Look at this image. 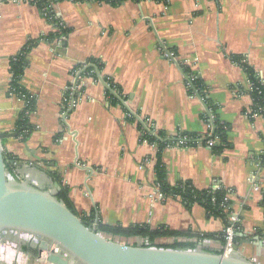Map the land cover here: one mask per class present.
Returning <instances> with one entry per match:
<instances>
[{"label": "crops", "instance_id": "0c3cea01", "mask_svg": "<svg viewBox=\"0 0 264 264\" xmlns=\"http://www.w3.org/2000/svg\"><path fill=\"white\" fill-rule=\"evenodd\" d=\"M53 2L70 33L61 47L41 41L27 56L21 85L36 98L30 117L35 129L26 143L16 138L3 142V151L21 163L15 165L14 179L57 195L55 174L75 213L93 216L96 225L165 228L189 233L197 249L221 251L218 236L225 225L220 219L209 217L198 204L187 207L180 199L159 197L157 146L144 144L139 129L145 124L156 136H206L207 100L217 108L220 122L229 125L228 147L218 153L203 145L165 149L167 181L171 186L190 182L198 191L216 181L230 190L241 226L237 254L264 264V205L261 192L254 191V185L264 191V113L249 118L250 84L232 61L244 58L264 82V0H124L117 6ZM52 31L27 0H0L1 132H12L23 108L7 92L10 59ZM165 51L198 76L205 98L189 93L186 75ZM76 71L84 76L83 98L67 111L61 101ZM100 78L115 86L119 99ZM107 92L119 100L117 105L109 102ZM203 235L214 238L199 241ZM167 241L174 238L155 244ZM0 249L8 248L0 244ZM10 252L9 264H38L30 253Z\"/></svg>", "mask_w": 264, "mask_h": 264}, {"label": "water", "instance_id": "95a60500", "mask_svg": "<svg viewBox=\"0 0 264 264\" xmlns=\"http://www.w3.org/2000/svg\"><path fill=\"white\" fill-rule=\"evenodd\" d=\"M16 137L0 131V243L9 234L31 236L36 239L31 256H44L50 264H256L238 254L133 246L105 238L96 227L85 226L56 193L9 178L3 140ZM52 185L61 191L57 182ZM16 251L23 252L20 247Z\"/></svg>", "mask_w": 264, "mask_h": 264}, {"label": "trees", "instance_id": "16d2710c", "mask_svg": "<svg viewBox=\"0 0 264 264\" xmlns=\"http://www.w3.org/2000/svg\"><path fill=\"white\" fill-rule=\"evenodd\" d=\"M95 1H101V0H95ZM124 0H111V5L117 6L120 3H122ZM34 5L41 16L43 17V13H47L48 17H46V21L49 24H55L58 21L54 19L55 13L54 11L51 12V8H49L50 3L48 0H35V2L31 3ZM43 10H46L45 12ZM53 18V19H50ZM70 30L65 26L64 29H61L60 34L51 32L47 36H43L37 40H31L29 41L25 47L19 51L15 56H13L9 61V74H10V81L8 84V95L13 93V95L19 96V94L25 96V107L22 108V111L19 113L12 132L17 134L16 139L21 141L22 143H26L31 134L34 131V126L31 124L30 117L33 113L36 112L37 109V103L36 98L31 96L21 85V80L24 74V71L27 67V56L39 42L43 41L46 43H53L57 38L60 36H64L65 38L69 35ZM65 43V42H64ZM63 43V44H64ZM232 61L235 62L238 66L242 68L244 73L247 76L248 82L250 84V95L252 98V114L261 116L263 115V106H264V82L258 77V75L255 73L253 68L249 66L245 59L242 57H232ZM91 63L95 65H99L96 60L91 61ZM100 67V65L98 66ZM101 68V67H100ZM182 70L186 76H192L195 75L191 70L187 69L186 66H182ZM91 71L88 69L85 71V73H90ZM107 84L109 85L110 90H114L116 92L115 86L108 81ZM193 89H189V93L193 94L196 92L198 95H200L202 98H205L203 94V85L201 80L198 78L197 75H195L194 81L192 83ZM117 93V92H116ZM119 92L117 93V95ZM120 95V94H119ZM118 95V96H119ZM107 98L109 99V102L113 105H117L119 103V100L114 98L112 95L107 92ZM207 109L211 111V114L214 117L213 120V126L214 131L212 135V139H216V145L211 148L213 152L218 153L220 152L224 147H228L227 143V132L229 131V125L225 123H221L219 120V116L217 114V108L213 106L210 102L206 100ZM128 114V113H127ZM132 120V118H130ZM205 121L208 123L209 120L206 117ZM140 131L142 132L143 136L142 139L146 140L149 144H155L157 146V152H156V163H155V186L159 189L160 193L163 195V197L166 198H172L177 199L179 198L183 204L187 207L191 206L192 204H198L201 207L204 208L207 215L209 217H212L214 219H220L223 224L226 226L228 224L227 222V213L224 212V206H230L231 202H226L224 204V199L226 196V191L223 189L221 190H213V189H207L203 191L196 190L190 182H180L175 186H171L167 181L166 176V168L163 164L162 155L163 151L167 148L171 147H196L197 145H200L199 142H201V145L204 146L206 139L204 136L200 135H194V134H182L179 133L182 137H187L190 140L185 143L181 144L178 143L177 138H171L167 137L165 133H158L157 136H151L149 133H145L143 130V127H139ZM5 140H3L4 142ZM262 165L264 166V153L260 156ZM4 158H5V165L7 172L10 174V176L14 179L15 176V163L17 161V158L13 156L12 154L8 152H4ZM53 178H55L56 182L61 185L58 177L56 175H53ZM57 199L65 204L67 208H69L72 212L75 213L74 209L72 208V205L68 199L67 194L64 191H60L56 195ZM215 199L213 202L212 199ZM264 205V202H263ZM76 214V213H75ZM77 215V214H76ZM83 224L87 227L90 226V223L92 222L93 216L90 218H85L80 216ZM96 230L100 234H106V235H112L115 237H121V238H142L143 240H146L148 243H150L149 246L146 247H156V248H165V249H178V250H193L197 249L198 244L196 242H192L190 239L193 237L189 233H182V232H176V231H170L165 228H160L157 230H150L148 228H144L143 226H131L129 228H122V227H108L104 226L102 224L96 225ZM199 241L205 240V239H213L214 236L212 235H203V236H197ZM220 238V241L222 245H224V238L223 233L219 234L218 236ZM163 238H174V243L172 245L166 246V245H156L152 246V244L155 243L156 239H163ZM179 238L184 239V242L179 241ZM136 246V245H133ZM206 250V249H204ZM23 252H28V247L24 246L22 247ZM209 251V250H206ZM212 253L220 254L221 251H209Z\"/></svg>", "mask_w": 264, "mask_h": 264}, {"label": "built area", "instance_id": "2783aa9c", "mask_svg": "<svg viewBox=\"0 0 264 264\" xmlns=\"http://www.w3.org/2000/svg\"><path fill=\"white\" fill-rule=\"evenodd\" d=\"M73 1H95V0H73ZM115 1H118V0H115ZM155 1H161V0H155ZM97 2H103V3L111 4V0H101V1H97ZM49 8L52 9V4H50ZM43 11L45 12L46 10H43ZM51 12H53V9L51 10ZM43 15H44L43 16L44 19L46 17H48L47 13H43ZM50 19H53V18H50ZM54 19L58 22L55 24H51L52 30H53L52 32L60 34L61 29L65 28V24H64L63 20L61 19V17L57 14H55ZM65 40L66 39L64 36H60L51 44L55 48H59L62 46V44L65 42ZM164 56L171 61H175V64L178 65V63L176 61V59H177L176 54H174L173 52L165 51ZM178 66H180V68L182 69V66H184V64L180 63ZM81 73L82 72H78V71L73 73L71 86L66 88V90L69 92V94L64 95L63 99L61 101L65 110H67V111L75 109L83 98V95L79 94V91L81 88V83H82V80L84 78V76H81ZM185 78L187 81V86L189 88L193 89L192 83L194 81V77L193 76H186ZM107 87H109L108 84H107ZM114 94L113 95L119 99V96L116 95L117 93L115 92ZM9 96L17 98V100L19 102H21L22 107L23 108L25 107L26 103L24 101L25 100L24 95L19 94V96H16V95H13V93H11ZM263 111H264V106H263ZM207 115H208L207 118L209 120V122H208L209 127L208 128H209L210 132L206 136H204V138H208V139H206L207 141H205L204 146L211 149L216 145L217 140L216 139L213 140L211 138L213 135V131H214V126H213L214 117L211 114V111L208 109H207ZM248 115H249V118L251 120H253L254 118L257 117V115L252 114V110L248 111ZM64 117L66 118V115ZM143 126H144V130H145L144 132L145 133H149L151 136H156L154 134V132L152 131V127H148L145 124H143ZM149 126H151V125H149ZM171 138H177L178 143H181V144H185L190 140L189 138H187L185 136L182 137L179 134H176L175 136L170 137L168 140H170ZM143 143L147 144V141L143 140ZM199 143L201 145V142H199ZM8 176L10 178H12L9 173H8ZM210 188L213 190L223 189L216 181H214L208 189H210ZM224 191H226V196L224 199V204H225L226 202L230 201V195L232 194V192L230 190H224ZM254 191L261 192V199L264 202V191H261V189L256 185H254ZM159 193H160V191H159ZM159 197L162 199L163 195L160 193ZM177 199H179V198H177ZM212 201L214 202L215 199L213 198ZM222 207L224 208V212L227 213V222H228V224L226 226H224V230H223L224 245L222 247V254L224 256H233V255L237 254V252H238L237 247H236V244H237L236 243V236L241 229L240 219L238 217L237 212H235L232 209L231 205L230 206L222 205ZM82 217L90 218L91 216L90 215H83ZM90 227H96V222L93 221V219H92V222L90 223ZM7 252H8L7 249H0V264H9L8 260H11V257L8 256L9 254ZM35 260L37 261L38 264H50L44 259V256L41 259H35ZM16 261H17V259H16Z\"/></svg>", "mask_w": 264, "mask_h": 264}, {"label": "rangeland", "instance_id": "374dc122", "mask_svg": "<svg viewBox=\"0 0 264 264\" xmlns=\"http://www.w3.org/2000/svg\"><path fill=\"white\" fill-rule=\"evenodd\" d=\"M29 3L35 2V0H27ZM55 0H49L50 4H53ZM10 178V177H9ZM47 191H52L51 188H49ZM119 243L121 244H125V245H136V246H149L150 243H148L146 240H143L142 238H130V239H119L118 240ZM162 242V241H161ZM36 243V239L31 237V236H27V235H20V236H16L13 234H9L8 238L5 242V244L0 243L2 246L7 247V253L9 254L8 256H10L11 252L10 250L14 251L17 250L19 247L22 250V247L26 246L29 248V252H23V253H33V246ZM174 243V241H167L165 243H158L156 245H172ZM152 246H155V243L152 244ZM30 254V255H31ZM33 255V254H32Z\"/></svg>", "mask_w": 264, "mask_h": 264}, {"label": "bare ground", "instance_id": "6f19581e", "mask_svg": "<svg viewBox=\"0 0 264 264\" xmlns=\"http://www.w3.org/2000/svg\"><path fill=\"white\" fill-rule=\"evenodd\" d=\"M44 254H48V253H44Z\"/></svg>", "mask_w": 264, "mask_h": 264}]
</instances>
